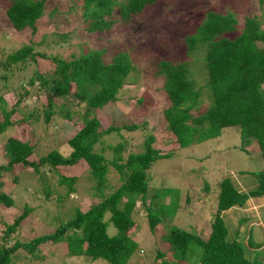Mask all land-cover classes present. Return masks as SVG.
Listing matches in <instances>:
<instances>
[{"label": "trees", "instance_id": "1", "mask_svg": "<svg viewBox=\"0 0 264 264\" xmlns=\"http://www.w3.org/2000/svg\"><path fill=\"white\" fill-rule=\"evenodd\" d=\"M5 1V13L13 27H28L31 32L37 30L47 0ZM158 1L80 0L79 7L84 20L88 22L86 31L95 32L111 29L116 23L128 26L135 17ZM258 2L264 6V0ZM70 7L75 9L72 2ZM115 9L118 10L116 15L113 13ZM236 22L231 12L207 10L195 31L185 37L186 52L197 44L206 46L203 63L207 79L203 84L210 93L202 91L201 83L192 77L190 59L173 61L161 58L153 62L150 77L161 80L162 94L168 101L162 109L165 124L160 137L161 140L169 139L173 147H185L207 140L219 135L224 127L237 125L241 138L253 137L264 157V27L258 17H247L241 31L231 37L228 34L236 30ZM33 45L24 43L7 54L0 68V80H8L6 67L35 65L38 57L54 61L55 69L50 73L36 71L29 76L25 82L26 88L23 85L17 88H21L20 97L13 104H9L0 94V132L7 125L26 123L27 117L33 116L29 113L26 117L13 119L23 93L28 92L27 87H32L40 97L44 96L46 102L41 110L43 121L53 119L55 99L63 96H71L76 104L83 103L84 111L80 113L82 123L67 134V156L57 147L49 149L46 154H36L33 136L30 132L25 133V128L6 137L3 145L6 162L0 164V176L8 171L13 173L15 166H21L32 169L36 174L44 175L43 170L50 171L55 184L43 181L39 186V183L32 181L34 186L30 187L33 192L29 194L37 202L22 205L21 211L11 217V222L0 216V264H13L10 256L17 249H24L39 258L41 246L48 249L64 241L69 254L84 255L108 264H126L137 246L135 237H138L141 227L136 221L142 219L146 220L151 233L159 232L160 235L159 241L153 243L151 248L154 253L152 264H262L258 250L262 243H257L255 247L247 243L246 246L253 249V253L247 256V247L243 242L236 237L227 238V227L221 213L232 206H242L249 198L264 197L263 169L252 172L255 181L253 184L250 182L247 190H240L229 177L217 181L215 206L208 214L209 226L204 227L208 228V233H199L193 227L196 219L200 218V212L199 208L191 209V196L188 193L181 201L184 208L182 215L179 214L181 217L173 221L178 216L172 212L176 205L173 209H168V206L176 199H166L154 188L150 190V166L156 159L170 156V149H160L159 143H165L159 142L155 133L146 135L141 148L128 151L126 156L122 154L126 146L123 141L97 146L103 134H120L122 129L130 131L140 127L139 122L129 121L121 126L110 123L104 128L96 117L98 111L112 105L119 89L126 84V77L134 69L129 56L117 52L109 62H105L102 52L91 49L69 60L49 58L34 51ZM150 94L147 90L142 94L148 97L139 108L142 114L146 113L145 104L152 103L154 96ZM205 96L208 99L206 105L203 100ZM59 109L64 121L74 118L73 110L66 106ZM105 148L107 157L103 151ZM81 165L87 167L82 176L92 179L90 190L96 199L85 210H81L73 198L74 191L78 190L75 183L80 180L78 167ZM111 173L117 177L116 185L109 181ZM3 184L6 183L0 181V187ZM58 189L61 192L53 199ZM149 190L151 196L147 201ZM202 190L205 194L210 190L215 191V187L211 189L205 184ZM201 200L205 202V198ZM47 201H51L52 206ZM16 202L8 193L0 192V204L5 208H11ZM61 207L62 210L65 208L63 214L59 209ZM32 215L44 217L43 228L38 226L40 232L31 237L25 236L19 227ZM182 217L186 225L180 224ZM51 218L57 223L48 228ZM163 218L167 225L162 227L161 232L158 224L162 223Z\"/></svg>", "mask_w": 264, "mask_h": 264}, {"label": "rangeland", "instance_id": "2", "mask_svg": "<svg viewBox=\"0 0 264 264\" xmlns=\"http://www.w3.org/2000/svg\"><path fill=\"white\" fill-rule=\"evenodd\" d=\"M116 1L125 2L126 0ZM71 2L75 5V9L70 7ZM5 3V0H0V68L3 67L2 64L5 63L7 54L24 43H33L34 51L49 58L69 60L91 49L102 52L105 62H109L117 52H124L129 56L134 69L126 77V84L119 89L117 98L112 105L98 111L96 117L104 128L110 123L121 126L129 121H136L139 122L141 129L130 131L122 129L120 134H103L97 146L123 141L126 146L122 154L126 156L128 151H138L141 148V142L146 135L155 133L154 136L158 141L165 143L163 145L159 143L160 149H170V156L160 157L150 166V190L153 191L152 188H154L166 199H176L168 206V209H173V206L176 205L172 212L178 216L173 221H177L181 217L179 214L182 215L184 209L181 201L184 194L188 193L191 196V209L199 208L200 212V218L196 219L193 227H201V230L197 229L204 231L205 225L209 226L207 216L215 206L217 181L223 177H229L240 190H247L249 185L255 181L252 172L264 170V157L259 152L254 138L242 139L237 125L224 127L219 135L185 147H173L174 144H170L169 139L161 140L160 135L163 134L161 129L165 124L162 118V109L168 104V101L162 94L164 90L160 87L161 80L152 79L149 74L153 70V62L157 59L183 61L187 58L191 61L192 77L201 83L202 91L210 93L203 84L205 78L207 79V71L203 63L206 46L197 44L191 51L186 52L185 37L195 31L207 10L233 13L237 22L236 30L233 33H227L231 37L241 31L247 17H258L262 22L261 26L264 27V6H261L258 0H159L144 13L135 17L130 25L123 27L116 23L111 29L95 32L86 31L88 22L84 20L82 9L79 7L80 0L76 2L47 0L44 14L38 20L35 32H31L28 27L22 29L13 27L6 16ZM113 13L116 15L118 10L115 9ZM36 63L35 65H10V69L6 67L8 70L5 75L8 80L5 82L3 79L0 80V94L2 93L3 99L9 104L15 103L20 97L21 88H17L20 85L26 88L25 82L34 72L50 73L55 69V62L50 59L38 57ZM27 89L28 92L23 93L21 97L19 107H15L16 114L13 119L19 116L26 117L29 113L33 116L27 117L26 123L7 125L0 132V164L6 162V158L3 156L6 137L15 131L20 132L25 128V133L32 134V143L35 153L38 155L46 154L49 149L57 147L65 151L63 155L67 156L69 151L65 142L67 134L82 123L80 113L84 111L83 103L76 104V100L71 96L55 99L53 119L48 122L43 121L41 110L44 109L46 102L44 96L40 97L34 93L32 87H27ZM146 90L154 98L152 103L145 104L146 113L142 114L139 108L144 99L148 98L146 95H142ZM203 100L205 105L208 104L206 96ZM64 106L74 112V118L67 122L64 121L59 109ZM37 114L38 118H34ZM22 137L24 138V134ZM103 151L107 157V149L105 148ZM86 170V166L78 167L81 177H79L80 180H76L75 186L78 190L74 191L73 196L81 210L87 209L91 202L96 201L90 190L93 184L92 179L82 176ZM13 171V173L8 171L0 176V181L6 183L1 185L0 192L8 193L17 201L11 208H5L1 205L2 203L0 204V216L3 219H8V222L12 221L11 217L15 213L21 211L25 203H33V197L29 194L33 192L30 187L34 186L32 181L39 183V186L43 181L51 185L55 184L52 175L50 176V171L43 170L44 175L36 174L32 169L21 166H15ZM110 176L109 181L116 185L117 177L112 173ZM205 184L211 189L215 187V191L210 190L204 194L202 187ZM150 190L147 193V201L151 196ZM56 191L53 199H56L61 189ZM202 198H205V202H202ZM256 201L257 199H250L242 206H232V209L223 211L222 218L229 227L233 226L236 229L237 236H246L250 246L255 247L257 243H262L258 250L259 255H263L264 264V204ZM47 202L52 206L51 201ZM137 207L140 208L138 204ZM233 207L242 208L234 210ZM52 209L54 211V208ZM59 209L61 214L65 212V208ZM43 218L41 215L38 218L32 215L30 220L23 221L22 226L19 227L20 232L25 236H33L40 228H43L41 227ZM180 221L181 225H186L183 217ZM55 223L57 221L51 218L48 228ZM136 223L141 227L138 229V237H135L137 246L126 264H152L154 253L151 248L153 243L159 241V232L151 233L145 219L136 221ZM158 225L161 228L159 231L162 232V227L167 225L166 219L163 218L162 223ZM233 232L234 230L231 231V234ZM6 242L10 244L9 241ZM60 243L53 244L48 249L41 246L39 258H35L34 254L28 253L24 249H17L10 258L13 264H108L105 261L91 260L84 255L69 254L66 241ZM243 244L246 246L245 243Z\"/></svg>", "mask_w": 264, "mask_h": 264}, {"label": "crops", "instance_id": "3", "mask_svg": "<svg viewBox=\"0 0 264 264\" xmlns=\"http://www.w3.org/2000/svg\"><path fill=\"white\" fill-rule=\"evenodd\" d=\"M250 199H257V201H256L257 203H262V204H264V197H252V198L247 199L246 202L249 201ZM260 200H261V201H260ZM246 202H245V204H246ZM244 206H245V205H244ZM241 208H242V207H233L234 210H236V209L239 210V209H241ZM229 209H232V207H230ZM231 213H232V212H231ZM227 214L229 215L230 212L227 213ZM221 216H222V217L224 216L223 212L221 213ZM236 216H237V215H236ZM209 219H210V217L207 216V221H208ZM206 225H207V224H206ZM226 227H227V238H228V239H233L232 237L234 236V238L236 237L238 240H240L241 242L245 243V245H247L248 242H247V240H246V236H245V237H239V236H237V231H236V229H235L233 226H230V227H229V226L226 224ZM195 228H196V229L198 228V229H200V230L202 229L201 227H198V226H196ZM198 229H197V232H199V233H208V231H209L208 228H207V229L204 228V231H199ZM207 230H208V231H207ZM232 230H234L233 234H231V231H232ZM259 247H260V246H259ZM259 247H258V248H259ZM246 250H247V251H246V255H247V256H250V255L253 253V252H252V251H253L252 248H248V247H247ZM251 250H252V251H251ZM262 256H263V255H259V258H260L261 260H262ZM261 262H262V264H263V260H262Z\"/></svg>", "mask_w": 264, "mask_h": 264}]
</instances>
